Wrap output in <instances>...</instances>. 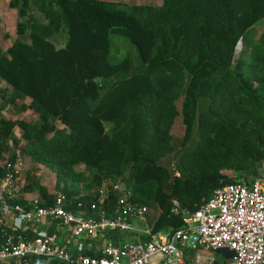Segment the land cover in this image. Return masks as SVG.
Instances as JSON below:
<instances>
[{
	"label": "trees",
	"instance_id": "obj_1",
	"mask_svg": "<svg viewBox=\"0 0 264 264\" xmlns=\"http://www.w3.org/2000/svg\"><path fill=\"white\" fill-rule=\"evenodd\" d=\"M8 7L20 18L11 47L0 45V112L19 107L35 121L0 116V174L25 157L55 176L51 191L27 172L22 205L31 194L47 207L62 192L68 210L97 217L90 209L97 191L120 183L136 207L157 212L148 219L160 234L183 228L216 189L261 178L264 32L249 60L235 55L264 20V0H163L130 9L98 0H10ZM113 35L137 48L143 72L127 77L128 58L110 62ZM180 115L184 135L176 140ZM173 199L186 215L171 212ZM6 230L0 212V243ZM23 264L66 263L31 257Z\"/></svg>",
	"mask_w": 264,
	"mask_h": 264
},
{
	"label": "built area",
	"instance_id": "obj_2",
	"mask_svg": "<svg viewBox=\"0 0 264 264\" xmlns=\"http://www.w3.org/2000/svg\"><path fill=\"white\" fill-rule=\"evenodd\" d=\"M22 170V163H8L0 174L2 218L13 217L16 221L15 226L5 225L8 231L0 243V264H23L24 259L31 257H46L66 264H186L185 251L200 250L227 252L230 255L227 264H264L263 178L216 189L198 212L184 218L185 226L181 229L160 234L147 230L140 239L132 240L127 236L135 234L134 223L144 221L148 210L133 204L130 188L120 183L105 184L90 207L94 212L99 211V216H87L81 209L68 210V199L62 192H54V201L47 207H40L37 198L27 196L26 205H22ZM114 196H117L116 207L108 216V203ZM171 203L174 215H186L177 199ZM18 221L26 224L25 227H18ZM43 225L46 230L54 225L65 228L77 240L92 241L111 233L125 239L121 246L105 241L91 256L81 249L72 252L59 246L50 235L32 230ZM26 231L36 236L28 238L23 234ZM195 264H202L200 258Z\"/></svg>",
	"mask_w": 264,
	"mask_h": 264
},
{
	"label": "rangeland",
	"instance_id": "obj_3",
	"mask_svg": "<svg viewBox=\"0 0 264 264\" xmlns=\"http://www.w3.org/2000/svg\"><path fill=\"white\" fill-rule=\"evenodd\" d=\"M10 0H0V15L3 18V21L0 22V45L2 46L4 51H7L16 36V25L19 22L20 16L18 15L16 10H11L8 7V2ZM102 2L110 3L116 7L122 8V9H130L133 5L138 6H144V5H153V6H160L163 3V0H98ZM264 32V20L256 24L252 29H250L242 38V40L239 42L235 60H242L246 62V60H249L251 54L253 45L257 40H259V36L261 33ZM27 40V39H26ZM28 41V40H27ZM128 58L131 62V70L127 74V77H131L135 74H138L140 72H143L140 57L137 48L129 41V39L122 35H113L112 36V44H111V50H110V62L112 64H118L124 59ZM120 77L109 79L107 81V86L111 85L113 82L117 81ZM5 85L0 84V88L4 87ZM13 96H16L14 93H12ZM1 103V99H0ZM17 103L19 106L22 104H29L28 100H17ZM178 108L180 109L181 102H178ZM19 107H8L5 111L0 112V116H5L7 118L12 119H19V118H25L28 121L34 122L35 116L33 115L32 111H28L26 113H18ZM172 135L176 140L182 139L184 135V127L182 124V116L178 117L175 120ZM15 136L17 138H21V132L20 130H15ZM196 146V142L192 141L191 148L193 149ZM84 171L85 168H82ZM23 187L25 186V179L27 172H32L33 175H37L40 177V184L43 186H46L51 191H54L55 187V176L47 171H44L42 167H34L28 158H23ZM260 175L261 178H264V165L260 167ZM33 195L28 194V197H32ZM35 197V196H33ZM155 217H157V212L155 210H149L148 216L146 219H152L154 220ZM142 223V222H141ZM140 226H143L144 224H139ZM18 227L22 228L23 224L21 221H18ZM186 258H196L197 253L200 254V256H209L211 258H214L216 262L220 264H227L229 261L225 259L222 255H219L218 253H207L205 252H196V251H185ZM192 258V259H193ZM195 258L193 260H195Z\"/></svg>",
	"mask_w": 264,
	"mask_h": 264
},
{
	"label": "crops",
	"instance_id": "obj_4",
	"mask_svg": "<svg viewBox=\"0 0 264 264\" xmlns=\"http://www.w3.org/2000/svg\"><path fill=\"white\" fill-rule=\"evenodd\" d=\"M1 21H3L2 16H1ZM3 221H4V224L6 226L11 227V226L16 225V221L14 220L13 217L6 218ZM139 224H144V225L140 226ZM151 224L152 223L149 221V219H146V218L144 221L135 222L134 223L135 234H131V235L127 236V238L132 239V240L140 239V236L142 234H144V232H147V230H151ZM25 225H24V227H25ZM32 230H34L36 232V234L40 233L43 235L44 234L50 235L56 241V243L59 246L64 247V248H66L72 252H75L76 250L81 249L85 254L97 253L101 249V247L105 243V241H111L115 245L121 246L123 244V240L125 239V236L123 239H120L115 234L111 233V234H108L107 236H105L104 238L98 237L92 241L77 240L71 235V233L67 229L60 228L57 225H54L53 227H51L47 230H46V226H44V225L40 226L39 228H35V229L32 228ZM196 252L201 253V252H205V250H200V251H196ZM206 252L211 253L208 251H206ZM218 254L222 255L225 259L230 261V255L227 252L218 253ZM192 258H189V257L186 258V253H185L186 264H195L198 258H200V261L202 264H208L210 261H214L216 264H220V263L216 262L214 258H211L209 256H206V257L200 256V254H198V253L196 255V258L194 257L195 260H193L194 258L193 259Z\"/></svg>",
	"mask_w": 264,
	"mask_h": 264
}]
</instances>
